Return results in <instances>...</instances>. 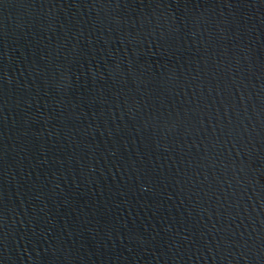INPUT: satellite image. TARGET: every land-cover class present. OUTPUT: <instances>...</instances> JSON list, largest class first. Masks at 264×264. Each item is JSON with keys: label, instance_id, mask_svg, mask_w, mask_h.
<instances>
[{"label": "water", "instance_id": "obj_1", "mask_svg": "<svg viewBox=\"0 0 264 264\" xmlns=\"http://www.w3.org/2000/svg\"><path fill=\"white\" fill-rule=\"evenodd\" d=\"M0 264H264V0H0Z\"/></svg>", "mask_w": 264, "mask_h": 264}]
</instances>
